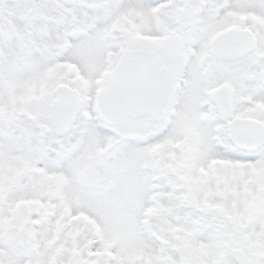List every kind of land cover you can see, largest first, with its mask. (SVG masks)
<instances>
[{
	"label": "snow or ice",
	"instance_id": "1",
	"mask_svg": "<svg viewBox=\"0 0 264 264\" xmlns=\"http://www.w3.org/2000/svg\"><path fill=\"white\" fill-rule=\"evenodd\" d=\"M0 264H264V0H0Z\"/></svg>",
	"mask_w": 264,
	"mask_h": 264
}]
</instances>
